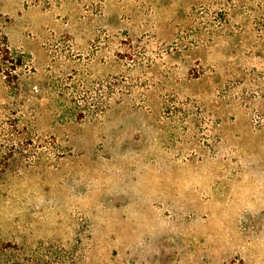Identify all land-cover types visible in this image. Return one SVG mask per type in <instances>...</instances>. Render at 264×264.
Returning a JSON list of instances; mask_svg holds the SVG:
<instances>
[{
  "label": "rangeland",
  "instance_id": "374dc122",
  "mask_svg": "<svg viewBox=\"0 0 264 264\" xmlns=\"http://www.w3.org/2000/svg\"><path fill=\"white\" fill-rule=\"evenodd\" d=\"M263 13L0 0L36 130L0 141V238L67 264H264Z\"/></svg>",
  "mask_w": 264,
  "mask_h": 264
},
{
  "label": "trees",
  "instance_id": "16d2710c",
  "mask_svg": "<svg viewBox=\"0 0 264 264\" xmlns=\"http://www.w3.org/2000/svg\"><path fill=\"white\" fill-rule=\"evenodd\" d=\"M257 20L264 22V13ZM255 20L254 23L258 21ZM31 57L10 46L9 39L0 30V141L27 143L32 145L36 130L27 111L31 101L28 91V79ZM42 150L45 147H40ZM47 148V147H46ZM45 148V149H46ZM36 152L39 148H28ZM27 149V150H28ZM6 148L0 147V157ZM34 155V153H33ZM0 264H67L64 256L48 251L44 245L29 248L17 242L4 241L0 238Z\"/></svg>",
  "mask_w": 264,
  "mask_h": 264
}]
</instances>
